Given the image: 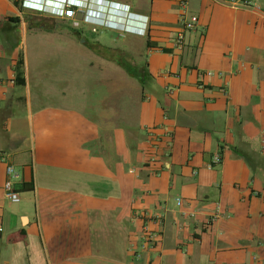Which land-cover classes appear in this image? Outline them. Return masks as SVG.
<instances>
[{"label": "crops", "instance_id": "crops-1", "mask_svg": "<svg viewBox=\"0 0 264 264\" xmlns=\"http://www.w3.org/2000/svg\"><path fill=\"white\" fill-rule=\"evenodd\" d=\"M96 1L145 40L133 120L89 84L100 65L73 90L69 65L30 63L52 32L0 0V264H264V0Z\"/></svg>", "mask_w": 264, "mask_h": 264}, {"label": "rangeland", "instance_id": "rangeland-1", "mask_svg": "<svg viewBox=\"0 0 264 264\" xmlns=\"http://www.w3.org/2000/svg\"><path fill=\"white\" fill-rule=\"evenodd\" d=\"M89 2L88 7L94 12L92 11V17L87 22L50 18L29 10L31 11L30 28L52 33L36 32L37 44L32 45L28 41L21 46L20 50L25 53L30 63L43 61V59L38 60L37 54L41 52L48 54L46 62L56 68L69 65L68 72L71 79L68 82L74 87L72 88L70 83L63 84L67 86L66 89H80L83 85L77 75L89 69L91 73L90 65H100L101 69L95 70L101 74L100 82L91 81L89 84L102 92L110 90L112 98H117L116 112L118 110L119 115L133 120L136 118L135 101L137 97H140V90L143 87L141 84L143 73L138 70V78L131 74L144 66L142 64L147 60L144 37L134 36L123 29H109L102 26L107 23L111 25L109 21H119L124 27L130 23V20L128 16L117 13L118 17L104 21L102 12L105 7L98 5L94 0ZM59 33L67 39L61 37ZM36 46L41 48L40 51L36 49ZM72 67L76 70L73 71ZM143 85L146 91H150L149 88H145V83Z\"/></svg>", "mask_w": 264, "mask_h": 264}, {"label": "built area", "instance_id": "built-area-1", "mask_svg": "<svg viewBox=\"0 0 264 264\" xmlns=\"http://www.w3.org/2000/svg\"><path fill=\"white\" fill-rule=\"evenodd\" d=\"M56 8L49 9L43 5L42 0H21V5L23 8L30 9L37 13L44 15H50L55 18L74 20L78 12H82L85 16L86 10L76 6L75 0H56ZM229 4L233 6H241L243 8H248L253 5L251 0H229ZM181 22L184 30H191L197 23V17L195 15H190L186 18L185 12L181 14ZM183 34L178 35V42H182ZM208 75L211 73L208 72ZM212 162L214 164L219 162V157L216 155L213 157ZM17 176V173L12 165L6 164L5 166V180L3 182V189L5 196L11 202H18L20 200L19 194L14 187L13 179ZM180 201L178 200V204ZM2 228H0V231Z\"/></svg>", "mask_w": 264, "mask_h": 264}, {"label": "clouds", "instance_id": "clouds-1", "mask_svg": "<svg viewBox=\"0 0 264 264\" xmlns=\"http://www.w3.org/2000/svg\"><path fill=\"white\" fill-rule=\"evenodd\" d=\"M75 2H76L77 7L84 8L86 10L85 16L83 15L84 16L83 20L90 19L92 17L91 13H92V11L94 12V10H92L90 7H88V4H90L89 0H75ZM95 2L97 3L96 0H95ZM56 4H57L56 0H43V5H45L49 9L56 8ZM97 4L100 5L99 3H97ZM114 5H115L114 2H112V1L105 2V4L103 5V8L105 7V10L102 12V14H103L102 18H104V21H109L108 20L109 18L118 17V14L116 13V11L112 10ZM110 22L113 23L112 21H109V23ZM107 24L106 25L102 24V26H104V27L109 26ZM146 28H145L144 32L142 33V35L146 34V30H147ZM126 29H127V26H124L123 30L126 31Z\"/></svg>", "mask_w": 264, "mask_h": 264}, {"label": "trees", "instance_id": "trees-1", "mask_svg": "<svg viewBox=\"0 0 264 264\" xmlns=\"http://www.w3.org/2000/svg\"><path fill=\"white\" fill-rule=\"evenodd\" d=\"M15 3H17V0H15ZM13 19L14 20H18L17 17L16 18H13ZM21 64H22V60H19L18 61V65H21ZM142 65H144V66H141L139 69H136L134 72H132L131 75L138 78V72L139 71H142L143 74H142V78H141V80H142V83L141 84L143 86L142 88H144V85L143 84L146 82L147 77H148V75H147L148 73H147V64H146V61ZM18 73H19V69H18ZM31 187H32V184H31Z\"/></svg>", "mask_w": 264, "mask_h": 264}, {"label": "water", "instance_id": "water-1", "mask_svg": "<svg viewBox=\"0 0 264 264\" xmlns=\"http://www.w3.org/2000/svg\"><path fill=\"white\" fill-rule=\"evenodd\" d=\"M75 19L78 21H82L84 19V16L81 12H78L75 16Z\"/></svg>", "mask_w": 264, "mask_h": 264}]
</instances>
